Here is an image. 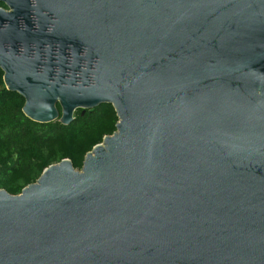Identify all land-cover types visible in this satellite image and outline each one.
I'll use <instances>...</instances> for the list:
<instances>
[{
    "label": "water",
    "instance_id": "obj_1",
    "mask_svg": "<svg viewBox=\"0 0 264 264\" xmlns=\"http://www.w3.org/2000/svg\"><path fill=\"white\" fill-rule=\"evenodd\" d=\"M0 3L25 116H117L80 169L0 188V264H264V0Z\"/></svg>",
    "mask_w": 264,
    "mask_h": 264
},
{
    "label": "trees",
    "instance_id": "obj_2",
    "mask_svg": "<svg viewBox=\"0 0 264 264\" xmlns=\"http://www.w3.org/2000/svg\"><path fill=\"white\" fill-rule=\"evenodd\" d=\"M23 103L5 87L0 69V188L11 194L20 193L45 167L63 158L80 169L86 152L116 129L117 116L109 104L78 108L73 121L63 125L32 121L23 113Z\"/></svg>",
    "mask_w": 264,
    "mask_h": 264
}]
</instances>
